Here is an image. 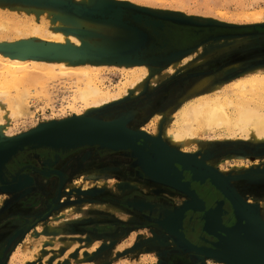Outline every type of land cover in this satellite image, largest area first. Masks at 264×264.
<instances>
[{
    "label": "rangeland",
    "instance_id": "374dc122",
    "mask_svg": "<svg viewBox=\"0 0 264 264\" xmlns=\"http://www.w3.org/2000/svg\"><path fill=\"white\" fill-rule=\"evenodd\" d=\"M100 1L104 0H0V13L17 16L23 24L29 23L32 27L41 24L47 10L85 18L95 26L86 28L80 25L77 29L85 30L90 41L112 40L121 52L127 51L137 36L142 38L141 32H146L152 39L148 26L134 23L139 29L136 28L135 32L130 23L104 21L78 9L95 7ZM106 1L131 7L127 16L130 20L133 8L155 18V21L158 19L163 24L156 28L169 35V42L168 46L161 51L155 49L154 53L147 55V60L141 62L150 65V72L139 93L132 85L131 93L128 91L120 101L89 113L91 116L111 121L123 119L128 130L156 141L163 138L164 129L172 126L175 113L186 101L200 93H212L216 85L232 83L247 73H264V13L257 22L238 16L242 9L247 12L264 10V0ZM180 18L195 24L178 20ZM175 27H185L191 32L198 30V34H194V38L186 37L185 42L180 43L176 35L169 33ZM188 34L191 36L192 33ZM23 35L34 42L45 40L39 37H46L36 32L12 30L5 38L17 40ZM154 39L158 44L159 39ZM54 45L52 52L63 47L62 50L70 51L71 48L85 56L96 55L95 51L81 48L84 47L82 43L81 47H64L68 45L65 43ZM8 47V43H0V51L8 52ZM103 56L111 58L110 55ZM94 61L103 64L99 73L103 87L110 89L126 80L123 66L140 64L116 59ZM174 64L177 66L172 68ZM229 73L234 75L227 77ZM206 77L209 81L196 88L195 84ZM70 83L66 77L58 76L49 82L48 91L33 90L31 86L29 91L35 96L30 101L33 103L31 115L12 114L4 118L0 115L4 119L0 120V141L28 132L40 123L73 117L68 105L75 86L72 88ZM17 88L12 87L11 92ZM46 92L51 93V99L46 98ZM210 132L201 131L193 141L181 146L188 151L177 147V153L197 154L199 159L203 158V153L205 165L229 176L231 181L228 183L235 193L243 202L255 206L264 221V173L260 172L263 176H251L247 170L254 161L247 156L259 158L256 160L262 164L264 151H260L259 157V154L246 150L245 145L250 142L239 132L235 136H228L224 130ZM157 135L160 138H155ZM168 144L165 140L162 147L173 152ZM138 148L86 143L66 149L31 146L13 154L0 169V249L8 235L22 223L23 213L30 212L36 215L37 221L15 243L13 251L20 254L14 260L15 264H175L176 258L184 259L186 264H196V261L218 264L220 260L186 243L178 249V244L172 240V236H177L170 228L181 210L189 205L198 206L200 201L196 199L190 203L191 195L160 180L167 181L168 177L153 174L151 154ZM200 150L202 153L197 152ZM241 162L245 163L246 169L241 168ZM68 167L69 174L66 172ZM227 172L229 175L224 174ZM38 201L41 205L35 210ZM147 201L149 205L145 204ZM159 238L162 245L156 241ZM28 242L31 244L26 248ZM38 246V257L31 258Z\"/></svg>",
    "mask_w": 264,
    "mask_h": 264
},
{
    "label": "bare ground",
    "instance_id": "6f19581e",
    "mask_svg": "<svg viewBox=\"0 0 264 264\" xmlns=\"http://www.w3.org/2000/svg\"><path fill=\"white\" fill-rule=\"evenodd\" d=\"M118 9H120V7H118ZM263 13V9L254 12H247L245 9H242L238 16H243L257 22L262 18ZM0 15V17H2V19H0V43H8L9 45L20 43L21 41L25 46L23 50L28 54L23 55L0 51L1 118L12 114H17L20 117H27L28 114L31 115V105L33 103L30 101H33L35 96L30 93V87L33 86V90L39 89L48 91L49 82L58 76H64L68 81H71L73 84L72 88L75 86L68 106L70 110H72V115H74L73 118L78 117V119H88L90 118L87 117L89 113L108 104L120 101L130 90L132 85L136 86L135 90L137 92L145 85L144 80L150 72V65L148 64L140 63L138 65L134 64L133 66L131 64L123 66L124 69L122 71H124L123 73L125 74L126 80L119 83L116 88L110 89L105 88V86L103 87L104 83L99 73V67L101 68L103 64H98L94 61L95 59L93 57L76 53L71 48L69 51L71 53L66 54L64 50H62L63 47L59 52H52L53 49H55L54 44L56 43L68 44L64 47L72 45L79 47L82 43L84 47L80 46L81 48L88 51H95L96 53H108L120 50L117 49L118 44L112 40L103 39L97 42L93 40L90 41V38L87 36L80 37L77 35L75 30H78L77 28H80V25L86 28L95 26L94 23H91L88 19L47 10L41 19V24L32 27L29 23L27 25L23 24L21 18L17 16L2 15L1 13ZM54 19L56 21H53ZM153 19L155 20V18ZM67 27H70L69 30H64V28ZM165 29L166 25L164 26V30ZM12 30H15L17 33H21L22 31L25 33L29 31L36 32L38 35L46 36L39 38H44L45 40L43 41H48V43H44L42 40L38 42L27 40L25 35L20 37V39L16 38L17 40H7L5 37L8 36ZM162 39H166L167 42H169V35L165 31L162 33ZM39 49H42L43 52ZM36 51H39L41 55L38 57L29 55L31 52ZM84 53L86 52L84 51ZM83 61H85V63H81ZM176 66L177 64H174L172 68ZM107 68L108 67L105 69ZM226 70L227 69H224V71ZM226 75L228 77L234 74L229 73ZM207 77L196 83L195 87H202L204 82L208 80ZM221 85L223 86L221 87ZM221 85H214L215 87L213 88L214 90L212 89V93H200V95L183 103L175 113L172 126L164 129L163 138L157 135L155 138L160 139H156L155 141L154 138L145 139L133 135H127V137L128 139H134V144L140 147V149L152 152V165L150 166L153 174H158V176L166 175L168 177V179L164 178L167 181H164L163 178L160 177H157L158 179L160 178V180L167 184L183 188L184 191L189 192L191 195L189 198L190 203H193L196 199L202 201V206L193 205L196 208L190 206L191 208L183 212L184 214H182L180 221H177L182 228L186 243L205 250V253L213 257L224 260L225 264H264V254L262 253L264 252V221L260 219V217L262 218V213L251 211L249 209L250 207L243 203L242 199L228 183V180L229 182L231 181L229 176L225 177L221 174V177L219 176L220 179L218 178L220 183L214 179V177L209 174V171L207 172L206 168L204 169L202 163L206 162V160L204 161V154L201 150L197 151L198 153H202L203 158L201 159L197 157V154H189V158H191L190 160L192 161H188L179 156L172 161V157L178 154L177 147L180 148L181 151H188L187 149L181 148V146L183 147L193 141L201 134V131H211L213 133L216 130H224L229 134L228 136H235V134L239 132L250 142L245 145L246 150L255 153L257 156L259 154V157L261 155L260 151H264V73L252 74V72H250L243 75V77L237 81L232 83L226 82ZM14 86L18 88L15 92H11V88ZM129 93L131 92L129 91ZM46 98L51 99V93H47ZM80 106L82 109H80ZM123 116L122 118H125V116ZM1 118V121L4 120ZM157 119L159 118L157 117ZM117 120L119 125L123 127L126 126L123 119ZM110 121L111 120H104V122ZM99 132L104 136L110 133L109 130H99ZM117 136L123 137V134L118 133ZM161 139L169 143V147L173 149L172 153L164 149L165 146L162 147L164 141ZM141 141H143V143ZM227 158L228 157H226L225 160H227ZM247 158L254 160L251 165L252 167L247 169L250 175L255 176L258 174L259 176H263L264 159L263 162H261L262 164H258L259 161L257 160L259 158L254 159V157L251 158V156H247ZM0 160L3 159L0 158ZM241 163L243 164V162ZM244 164L241 168L246 169L247 167L244 166ZM192 165H194V167ZM213 166L216 167L217 165ZM157 171L160 172L157 173ZM260 172L262 173L260 174ZM224 174L229 175V172ZM174 176L179 178L180 181ZM216 212L218 214H216ZM57 229L59 228H56V230ZM170 238L171 237H169V239ZM172 238L175 244H178V249L186 245L177 237L172 236ZM158 240L161 239L159 238L156 241ZM35 241H37V239ZM158 243H160V241H158ZM30 244L31 243L28 242L27 246L25 245L26 248L28 246L30 247ZM58 246L60 247V245ZM39 250L40 246H38V249H36L34 253L32 252L33 255L31 258L37 256ZM16 251L17 250L12 253L10 252L11 255L8 259V264H15L14 260L19 254V251ZM20 252L23 253L22 250H20ZM218 264L224 263L219 261Z\"/></svg>",
    "mask_w": 264,
    "mask_h": 264
},
{
    "label": "water",
    "instance_id": "95a60500",
    "mask_svg": "<svg viewBox=\"0 0 264 264\" xmlns=\"http://www.w3.org/2000/svg\"><path fill=\"white\" fill-rule=\"evenodd\" d=\"M118 7H120V9H118ZM130 8L131 7L123 3H115L112 1H106V0L100 1L98 5L92 8L90 7L78 8L81 12L85 13L86 15L93 16L95 18H98L104 21L119 22V23H124V24L130 23L131 27L135 29V32L137 31L136 30L137 27L134 25V23H139L141 25H145L151 28V32H152L151 38L152 39L149 38V35L146 32H141L142 36L140 37L142 38H139V36H137L138 38H136L133 42L130 43L129 49H127V51L121 52V50H117V51L108 52V53H96V55L93 56L95 60L102 61L103 59H116V60H126V61H133V62L141 63L147 60L148 59L147 55L149 54L151 55L152 53H154L155 49L156 50L158 49L159 51H161L163 48L168 46L167 40L162 39V33L159 32L156 28L158 25L162 26L163 23L161 21L153 20L149 15H144L143 13L139 12V10L134 9V8H133L134 10L133 13L131 14L132 20H130L127 18V16L129 15L128 12L130 11ZM178 20H182V21H185L191 24H195V22L186 20L185 18H180ZM131 21H133V24L131 23ZM75 31L78 32L80 35H84V36H86L87 34L85 30L78 29ZM154 38L159 39L158 44L155 43L156 39ZM24 48H25L24 43L18 42V44H9V47L7 48L6 51L11 52V53L13 52V53H19L23 55H28L23 50ZM59 49H56V52L59 51ZM64 52L66 54L71 53L67 49L64 50ZM103 54L110 55L111 58H108L107 56L104 57ZM29 55L38 57L39 55H41V53L39 51H36V52H31ZM160 57L164 58L163 55H161ZM87 117H90V118L78 119V117H75V118L69 117L67 119L65 118V120L64 119L53 120L50 122L41 123L38 127L28 132L22 133L16 137H11L9 139L1 140L0 141V158H2L3 160H0L1 162L0 165L3 166L6 162H8V160L11 158L13 154L17 153L19 150L24 149L25 147L48 146V147H53L55 149H66L69 147L86 144V143H100V144H108L113 148H118L121 146L130 147V148H134V147L138 148L136 147V144H134L135 140L132 138H130L131 140L128 139L127 135H133L138 138L148 139L142 133L133 132L131 130H128L126 127H123L122 125H119L117 121L104 122V120L99 119L97 116H91L90 114ZM99 130L101 131L109 130L110 133L104 136L103 134H101V132H99ZM118 133H122L123 137H118L117 136ZM147 153L151 154L152 152L147 151ZM176 155L177 156L172 157L173 158L172 161H174V159H177L178 156L182 157L183 159L185 158L188 161H192L190 160L191 158H189V154L178 153ZM204 163H202L204 165V169L206 168L207 172L209 171V174L212 175L214 179H216L220 183L219 179L221 177V174L217 172L215 169H212V167L206 166ZM2 166H0V169L2 168ZM192 166L194 167V165ZM176 188L184 191L183 188H179V187H176ZM184 192L190 195L189 192L187 191H184ZM243 203L248 205L251 211H257V208L255 206H252V205L250 206L249 204L245 202ZM190 206L192 208H196L193 205H189L185 207L183 210H181L178 213L175 219V222H173L170 228L172 232L178 237V239L184 243H186V240L184 239L185 238L184 233L182 232V228L179 225V223H177V221L178 220L180 221L182 214H184L183 212L191 208ZM263 235H264V232H263ZM188 245L191 246L193 249H196L202 252L205 251L196 246H193L190 244ZM262 253L264 254V252ZM210 256L213 257L212 255ZM214 258L218 259L217 257H214ZM220 261H224V260H220Z\"/></svg>",
    "mask_w": 264,
    "mask_h": 264
},
{
    "label": "flooded vegetation",
    "instance_id": "af4514ba",
    "mask_svg": "<svg viewBox=\"0 0 264 264\" xmlns=\"http://www.w3.org/2000/svg\"><path fill=\"white\" fill-rule=\"evenodd\" d=\"M176 28V27H175ZM172 28L169 32L170 34H173V36L176 37V40H178L180 43L181 42H185V38L186 37H190V38H194V34H198V30H196V32H191L189 29L185 28V27H178V28ZM182 31V32H181ZM183 33V34H181ZM188 33H192L191 36ZM190 40V39H189ZM143 143V141H141ZM144 145V144H143ZM149 151V150H147ZM68 171L67 174H69L68 172H70L69 167L67 168ZM190 200V199H189ZM143 201V200H142ZM140 200V202H142ZM200 201V205L198 206H202L203 203L201 200ZM144 203V202H143ZM39 204L41 205V202L38 201L37 204H35L34 209H39ZM147 205H149V201H147V203H145ZM216 214H218L216 212ZM23 217V221L22 223L19 224V226L8 235V237L4 240V242L1 245V249H0V264H5L8 263V259L11 255V253L13 252V248L15 243L18 241V239H20V237H22V235L27 231V229L34 225V223L37 221V217L36 215H34L33 213L30 212H25L22 215ZM11 252V253H10ZM182 258H176L175 264H186L184 259ZM196 264H202L201 262L196 261Z\"/></svg>",
    "mask_w": 264,
    "mask_h": 264
}]
</instances>
